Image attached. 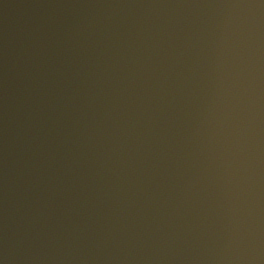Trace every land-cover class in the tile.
<instances>
[{
	"label": "water",
	"instance_id": "water-1",
	"mask_svg": "<svg viewBox=\"0 0 264 264\" xmlns=\"http://www.w3.org/2000/svg\"><path fill=\"white\" fill-rule=\"evenodd\" d=\"M3 264H264V0H0Z\"/></svg>",
	"mask_w": 264,
	"mask_h": 264
},
{
	"label": "clouds",
	"instance_id": "clouds-1",
	"mask_svg": "<svg viewBox=\"0 0 264 264\" xmlns=\"http://www.w3.org/2000/svg\"><path fill=\"white\" fill-rule=\"evenodd\" d=\"M0 264H3V261L2 260H0Z\"/></svg>",
	"mask_w": 264,
	"mask_h": 264
}]
</instances>
